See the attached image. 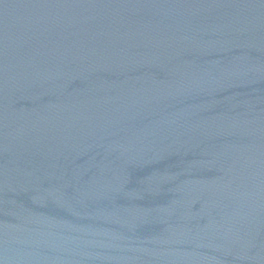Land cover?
Wrapping results in <instances>:
<instances>
[{
	"label": "water",
	"instance_id": "1",
	"mask_svg": "<svg viewBox=\"0 0 264 264\" xmlns=\"http://www.w3.org/2000/svg\"><path fill=\"white\" fill-rule=\"evenodd\" d=\"M0 264H264V82L174 0H0Z\"/></svg>",
	"mask_w": 264,
	"mask_h": 264
}]
</instances>
